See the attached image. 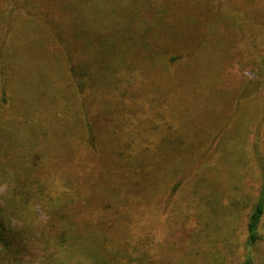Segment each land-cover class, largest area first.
<instances>
[{"label": "rangeland", "instance_id": "1", "mask_svg": "<svg viewBox=\"0 0 264 264\" xmlns=\"http://www.w3.org/2000/svg\"><path fill=\"white\" fill-rule=\"evenodd\" d=\"M36 2L58 24L62 5L67 11L64 23L71 25L74 9L69 10L67 5L72 2L71 6L80 9L85 20L98 24L96 29L122 31L126 28L132 33L138 26L135 16L142 10L139 22L148 27L149 34H158L155 37L162 44L168 40L191 39L193 28L198 24V33L208 28L214 31L204 45L203 54L198 53L202 57L195 59L202 70V80L191 82L190 68L179 70L180 66H186L183 60L170 64L171 70H179L172 72L171 79L164 71L158 73L155 69L158 55L146 56L136 71L129 70L136 94L108 100L109 104L121 100L124 112L113 113V120L109 116L105 128L99 122L104 115L97 119L96 124L105 130L99 134L100 145L49 147L48 153L43 151L42 159L45 166L50 165L46 170L50 176L45 173L35 176L46 177L58 185L69 181L74 192H79L68 208V216L78 230L108 237L129 249H148L160 264H244L249 256L256 264H264V213L258 226L259 237L251 245L248 231L250 216L263 197L264 183V77H260V70L252 64L258 57L249 53L257 44L258 53L264 56V27L244 22L242 15H238L241 18L238 21L223 17L222 12L218 22L213 21L209 18L211 6L208 7L206 0L197 3L191 0V4L185 0ZM224 2L223 11L230 9L238 13L233 8L239 7L237 2L243 5L245 0ZM157 8L163 27L149 24L154 22ZM200 18L202 21L197 23L196 19ZM228 20H236V26L227 25ZM24 34L20 32L16 37L26 43ZM155 37L150 39L153 41ZM234 44L239 45L235 54ZM38 70L32 72L29 82L34 79L39 84L42 77L49 75L45 69ZM212 70H221V73L210 76ZM37 74L39 80L34 77ZM117 76L122 81L116 86L121 88L124 84L125 87L128 76L121 71H117ZM259 77L262 82L257 91L245 95L246 82ZM37 84L34 88L28 86L27 94L33 96ZM40 97L52 100L47 95ZM103 101L99 90L89 110L101 111ZM58 105L60 108L59 102ZM39 111L41 118L53 116L52 108L44 113L42 109ZM167 137L184 142L181 146L178 141L171 145ZM124 148L128 157H121ZM11 150L13 156L22 155L19 147ZM68 150L73 153L65 157ZM207 153L208 158L202 160ZM3 165L0 163V167ZM137 166L146 173H140ZM153 168L158 169L153 171ZM186 173L182 185L167 202L171 189L168 182L173 186ZM3 178L0 172V222L3 233L15 246L3 262L12 258L11 264H56V257L50 253L56 254L59 249V254L62 246L52 230L53 209H56L53 203L58 201V194L53 193L60 186L53 190L48 187L44 194L34 193L32 209L23 212L25 222L24 218L13 216V197L8 194L9 183L1 181ZM61 190L65 191L63 186ZM117 196L123 201L119 202ZM90 221L95 222L93 226L89 225ZM62 258L67 260L66 264H83L77 254L72 260L65 253Z\"/></svg>", "mask_w": 264, "mask_h": 264}, {"label": "trees", "instance_id": "2", "mask_svg": "<svg viewBox=\"0 0 264 264\" xmlns=\"http://www.w3.org/2000/svg\"><path fill=\"white\" fill-rule=\"evenodd\" d=\"M185 1L191 4V0ZM197 1L193 0L194 3ZM224 1L218 0L215 3L214 0H206L208 7L211 6L209 18L213 21L218 22V15L222 12L223 17H233L238 21L241 19L238 15H242L244 22L258 23L264 27V0H245L243 5L237 2L239 7L233 10H237L238 13L230 9L223 11ZM39 5L36 0H0V163L4 164L0 167V172L4 176L1 181L5 180L9 183L8 194L13 197V216L24 218L23 212L27 208L32 209L30 205L34 202L32 199L36 191L44 194L43 192L48 187L53 190L60 186L53 193L58 194V201L53 203L56 209L50 207L55 212L52 230L54 235L61 240L62 246L59 254V249L56 254L50 253L56 257V264L67 263V260L62 258L64 253L67 254L68 260H72L77 254L82 258L81 263L83 264H160L148 249L137 250L136 247L129 249L127 245L114 243L108 237H101L89 230L87 232L78 230V227L74 225L76 223L68 216V208L71 199L79 192L76 191L77 194L74 192L69 181H66L65 185H58L53 184V181L46 177L37 178L35 175L50 174L46 171L50 165L45 166L42 159L43 151H48L49 147H97L100 145V135L105 130L101 129L98 123L96 124L97 119L104 115L102 120L99 119L100 125L104 126L109 122L107 121L109 116L112 120L115 118L113 113L124 112L125 108L121 100L114 104H109L108 100L120 95L124 97L128 94H136L131 86L129 70L136 71L138 63H143L146 56L158 55V66L155 69L158 73L161 70L164 71L171 79L172 72H178L187 67L190 68L188 74L192 77L191 82L202 80V74H200L202 70L195 59L198 61L202 57L198 53L203 54L209 35L214 31H208V28L198 33L197 29L200 26L198 24L193 28L191 39L189 37L182 42L168 40L162 44L155 37L158 34L152 32L149 34L146 29L148 27L143 22H139L142 18V10H139L135 16L138 26L136 30H132V33L126 28L122 31L96 29L98 24L94 20H85L80 9L71 6L72 2L71 5H67L68 9H74L71 25L67 26L64 23L67 11L62 5L60 10L58 9L62 11V14L60 13L61 23L58 24L56 19L42 11ZM150 5L153 3L150 2ZM216 7L219 8L218 11L215 10ZM154 11H156L153 17L154 22L149 24L163 27L164 24H161L158 17L160 11L158 8ZM79 15L82 16L80 21ZM196 20L199 21L197 23L202 21L201 18ZM236 20L235 22L228 20L226 24L236 26ZM66 22L68 23V19ZM20 32L25 33L23 37L26 43L19 40L20 37H16ZM167 34L168 29L165 35ZM150 36L155 37L152 38L153 41ZM238 48L239 45H232L233 54ZM258 49L259 45H253L249 56L258 57L253 60L252 64L260 70V77H264V56L258 53ZM181 60L186 66H180L179 70H171L170 64H177ZM247 64L251 65L249 61ZM38 69L49 71V75L40 80L38 79L40 73L34 76L39 80V84L36 82V93L31 96L27 94L26 88L31 85L33 88L36 86L34 79L31 82L29 80L32 78V72L39 71ZM117 71L124 72L128 76L125 79L128 81L125 87L124 84L121 88L116 86L122 81L118 78ZM219 73L221 70L209 72L210 76L215 75L216 77ZM112 76L115 79H112ZM260 77L246 82L245 95L254 94L255 89L259 88V83L262 82ZM99 90L104 98L102 103L104 107L101 111L94 110L93 112L89 110V104ZM42 95H47L52 100L41 98ZM84 100H87V103ZM49 108L53 109V116L48 117L47 115L41 118L38 110L42 109L44 113L49 111ZM53 118L55 120L50 122ZM167 139L171 145L178 141L181 146L180 143L184 142L168 137ZM12 147H19L22 155L15 154V158L11 152ZM72 153L68 150L64 156L67 157ZM120 154L121 157H128L125 148ZM208 156L209 153L201 159L205 160ZM158 168L152 170L157 171ZM136 169L141 170L138 166ZM128 171L130 170L127 168ZM142 172L146 173L141 170L140 173ZM152 175H150L151 178H153ZM186 175L187 173L173 186L170 181L168 182V188L171 187V189L167 202L182 185ZM133 185H137L135 180ZM62 186L65 191L59 192ZM130 186L133 187L132 184ZM262 194L263 197L260 198L250 216L249 245L255 243L259 237L258 226L264 213V183ZM116 199L119 202L123 201L119 196ZM37 218L35 214V219ZM94 223L90 221L89 225L93 226ZM14 249L12 241L3 233L0 222V264H11L12 258H8L5 262L3 260ZM244 264L256 263L249 256L244 260Z\"/></svg>", "mask_w": 264, "mask_h": 264}]
</instances>
